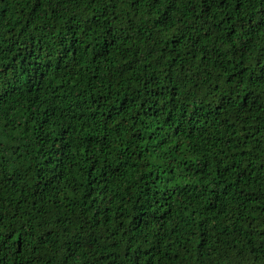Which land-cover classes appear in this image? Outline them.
Instances as JSON below:
<instances>
[{"label":"trees","instance_id":"trees-1","mask_svg":"<svg viewBox=\"0 0 264 264\" xmlns=\"http://www.w3.org/2000/svg\"><path fill=\"white\" fill-rule=\"evenodd\" d=\"M258 12L0 0V264H264Z\"/></svg>","mask_w":264,"mask_h":264},{"label":"snow or ice","instance_id":"snow-or-ice-1","mask_svg":"<svg viewBox=\"0 0 264 264\" xmlns=\"http://www.w3.org/2000/svg\"><path fill=\"white\" fill-rule=\"evenodd\" d=\"M256 3L259 8L258 19L264 23V3H260V0H256Z\"/></svg>","mask_w":264,"mask_h":264}]
</instances>
